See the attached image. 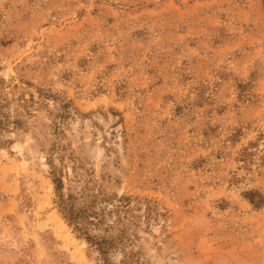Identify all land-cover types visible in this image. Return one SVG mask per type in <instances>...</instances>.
<instances>
[{"label":"rangeland","instance_id":"rangeland-1","mask_svg":"<svg viewBox=\"0 0 264 264\" xmlns=\"http://www.w3.org/2000/svg\"><path fill=\"white\" fill-rule=\"evenodd\" d=\"M0 117V264H264V0H0Z\"/></svg>","mask_w":264,"mask_h":264},{"label":"trees","instance_id":"trees-1","mask_svg":"<svg viewBox=\"0 0 264 264\" xmlns=\"http://www.w3.org/2000/svg\"><path fill=\"white\" fill-rule=\"evenodd\" d=\"M4 126L5 123L0 117V131ZM54 167L56 168V166ZM55 182L58 190L63 182L59 178H56ZM59 196V209L67 224L98 251L105 263L110 262V254L113 250L127 244L128 241H132L137 236L135 233H129V225L124 220H129L130 216H134L132 215V201L134 198L136 200L140 198L118 194L109 196L104 191L85 192L84 196L74 194ZM80 198H83V201L79 202ZM101 201L111 203L112 207L99 205ZM106 215H116L118 217L111 224L106 223ZM115 227L118 229V233L113 235L95 233L96 229L109 231ZM133 255L134 253L129 255L124 263L141 264L139 260L133 259Z\"/></svg>","mask_w":264,"mask_h":264}]
</instances>
